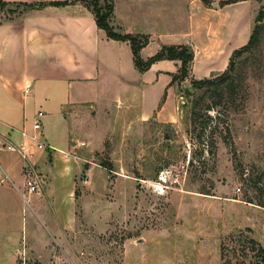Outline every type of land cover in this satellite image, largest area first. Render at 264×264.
<instances>
[{
    "label": "rangeland",
    "instance_id": "obj_1",
    "mask_svg": "<svg viewBox=\"0 0 264 264\" xmlns=\"http://www.w3.org/2000/svg\"><path fill=\"white\" fill-rule=\"evenodd\" d=\"M81 1L88 8L93 2ZM115 1L133 13L124 18L135 30L152 26L163 42L162 32L185 26L168 20V10L165 23L156 15L144 21L130 0L125 6ZM251 1L252 13L263 8L264 0ZM236 63L229 86L193 89L192 77L172 81L178 70L171 74L168 86L177 99L171 122L152 119L164 90L148 120L112 125L90 110L65 127H50V136L65 134L73 153L88 152L78 160L65 154V264H264L248 243L251 238L264 247V16L258 42ZM146 89L151 103L158 83ZM142 97L134 96L130 113ZM54 151L63 154L47 145L41 150L50 157ZM32 208L27 204L23 215L32 213L36 233L26 223V234L45 249L49 223Z\"/></svg>",
    "mask_w": 264,
    "mask_h": 264
},
{
    "label": "crops",
    "instance_id": "obj_2",
    "mask_svg": "<svg viewBox=\"0 0 264 264\" xmlns=\"http://www.w3.org/2000/svg\"><path fill=\"white\" fill-rule=\"evenodd\" d=\"M118 1L124 6L127 2ZM130 1L133 10H143L137 16L144 21H153L156 15L165 23L167 15L163 13L168 10L172 13L168 20H179L185 26L176 32H162L163 42L152 26L135 30L133 23L124 18L133 13L117 8L115 0L110 25L121 33L149 37L139 51L143 59L160 48L157 43L190 44L193 59L188 75L193 79L210 78L226 68L233 50L248 41L257 14L251 11V0H208L207 4L201 0ZM170 4L181 13L167 9ZM179 66V60L161 59L139 71L133 64L129 41L108 37L81 0L11 15L0 12V131L5 132L10 126L31 130L37 112L41 111V139L63 152L54 151L50 157L38 151L33 156L30 169L41 178L40 192L30 194L24 201L19 192L23 161L16 152L0 151V177L5 172L12 181L0 184V264H17V258L22 260L21 264L30 260L65 264V154L78 160L87 159L88 152L73 153L65 134L50 136V127L56 123L65 127V121L90 110L93 115L99 112L100 117L112 120V125L117 120H148L164 90L165 100L152 119L171 122L175 120L177 99L174 87L168 84ZM155 81L159 91L150 103L146 88L154 87ZM136 95L143 97L133 114L130 112L136 107ZM46 156L50 163H46ZM30 169L26 171L31 172ZM73 188L74 182L70 193ZM27 204L32 210V206L35 208L42 223L40 213L49 223L52 237L46 236L45 249H37L32 237H27L25 224L29 223L31 234L36 233L37 226L32 213L28 218L23 215ZM56 211L58 215H54Z\"/></svg>",
    "mask_w": 264,
    "mask_h": 264
},
{
    "label": "trees",
    "instance_id": "obj_3",
    "mask_svg": "<svg viewBox=\"0 0 264 264\" xmlns=\"http://www.w3.org/2000/svg\"><path fill=\"white\" fill-rule=\"evenodd\" d=\"M203 3L207 4L208 0H201ZM235 0H224V3L232 2ZM68 3L67 0L63 1H37V2H6L0 0V12H5L8 14L19 13L27 9L33 8H41L47 5H60ZM87 8L89 7L86 5ZM95 20L96 25L103 29L106 35L112 39L116 40H127L129 41L133 64L139 71H145L149 68V66L161 59H169V60H179L180 66L178 69V73L172 76V81L175 80H183L190 71L191 62L193 59V49L190 44L181 43V44H170V45H162L157 52L147 57L146 59L141 58L139 51L145 46L149 37L144 34H131V33H121L116 31L111 25L110 20L113 16V2L112 0H93L88 8ZM264 16V2L263 8L257 11L254 25L251 29V33L249 35L248 41L233 50L232 54L229 57L226 68L217 74L215 77L211 78H203V79H193L191 81V85L193 89H204L211 87L217 88L225 83V85L229 86L230 82L233 78L234 71L236 69L237 59L240 58L245 52L251 51L253 47L258 42L259 32H260V23L263 20ZM109 170L111 167H107ZM248 243L251 246L256 247L257 251L261 254L262 259H264V247L258 244L255 240L249 239ZM252 247V248H254ZM224 253V252H222ZM223 256V254H222Z\"/></svg>",
    "mask_w": 264,
    "mask_h": 264
},
{
    "label": "built area",
    "instance_id": "obj_4",
    "mask_svg": "<svg viewBox=\"0 0 264 264\" xmlns=\"http://www.w3.org/2000/svg\"><path fill=\"white\" fill-rule=\"evenodd\" d=\"M42 115L43 113L41 111L37 112L36 117L32 122L31 130H27L24 127L16 128L10 126L7 128V131H0V151L16 152L23 161L22 167L24 168V178L19 192L24 201H27L30 194L40 192L41 178L37 173L30 169L33 156L38 151L44 150L45 145H47L49 149H55L52 145H49L41 139L39 129L41 127L40 120ZM14 135L17 136V138H15ZM80 144L83 145L82 142ZM27 168H29L31 172H27ZM4 181L12 183L6 173H3V176L0 177V184ZM83 181L86 182L85 179ZM236 189L238 191L240 190L238 187Z\"/></svg>",
    "mask_w": 264,
    "mask_h": 264
},
{
    "label": "water",
    "instance_id": "obj_5",
    "mask_svg": "<svg viewBox=\"0 0 264 264\" xmlns=\"http://www.w3.org/2000/svg\"><path fill=\"white\" fill-rule=\"evenodd\" d=\"M85 165H87V163H85Z\"/></svg>",
    "mask_w": 264,
    "mask_h": 264
}]
</instances>
